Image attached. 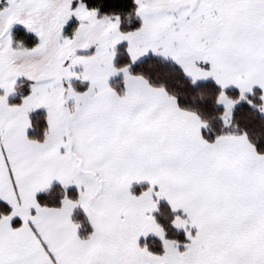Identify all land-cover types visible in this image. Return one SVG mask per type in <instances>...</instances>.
Masks as SVG:
<instances>
[{
	"label": "snow or ice",
	"instance_id": "1",
	"mask_svg": "<svg viewBox=\"0 0 264 264\" xmlns=\"http://www.w3.org/2000/svg\"><path fill=\"white\" fill-rule=\"evenodd\" d=\"M0 264H264V0H0Z\"/></svg>",
	"mask_w": 264,
	"mask_h": 264
}]
</instances>
